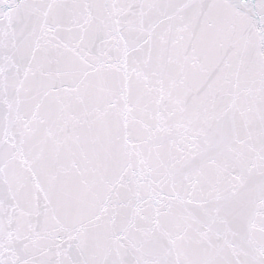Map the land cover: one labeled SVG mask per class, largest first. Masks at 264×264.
Segmentation results:
<instances>
[{
  "label": "snow or ice",
  "instance_id": "6c2138e0",
  "mask_svg": "<svg viewBox=\"0 0 264 264\" xmlns=\"http://www.w3.org/2000/svg\"><path fill=\"white\" fill-rule=\"evenodd\" d=\"M0 264H264V0H0Z\"/></svg>",
  "mask_w": 264,
  "mask_h": 264
}]
</instances>
